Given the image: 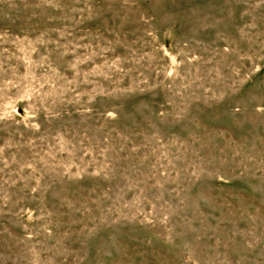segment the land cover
<instances>
[{"label":"rangeland","instance_id":"374dc122","mask_svg":"<svg viewBox=\"0 0 264 264\" xmlns=\"http://www.w3.org/2000/svg\"><path fill=\"white\" fill-rule=\"evenodd\" d=\"M0 264H264V0H0Z\"/></svg>","mask_w":264,"mask_h":264}]
</instances>
